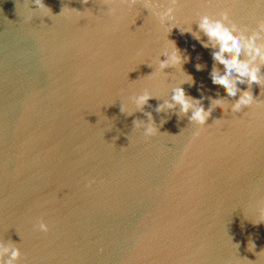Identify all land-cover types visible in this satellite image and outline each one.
Segmentation results:
<instances>
[{
  "label": "water",
  "instance_id": "water-1",
  "mask_svg": "<svg viewBox=\"0 0 264 264\" xmlns=\"http://www.w3.org/2000/svg\"><path fill=\"white\" fill-rule=\"evenodd\" d=\"M145 2L43 0L44 16L33 0H0V241L20 247L18 264H264V222H255L264 85L238 83L260 104L213 107L205 125L179 106L156 111L174 87L205 108L215 98L233 103L209 78L223 66L207 38L192 32L201 14L220 10L251 29L264 4L176 0L162 27ZM64 7L90 14L68 19ZM166 40L187 57L180 70L159 71ZM145 89L153 97L136 108ZM148 112L159 132L146 138L134 122L148 123Z\"/></svg>",
  "mask_w": 264,
  "mask_h": 264
},
{
  "label": "clouds",
  "instance_id": "clouds-1",
  "mask_svg": "<svg viewBox=\"0 0 264 264\" xmlns=\"http://www.w3.org/2000/svg\"><path fill=\"white\" fill-rule=\"evenodd\" d=\"M82 2L86 4L88 0H82ZM109 2H115V0H109ZM259 3L264 4V0H259ZM33 4L41 10L44 16L51 15V10L45 6L43 0H33ZM151 4L152 0H146L145 7L154 10V15L159 18L162 27L165 21L175 19L176 0H169V6L163 10H156V7L150 6ZM116 11V8L109 7L107 14L115 15ZM88 14H90L88 11L80 12L75 8L64 7L59 16L62 15L68 19H80L81 16H87ZM197 27L199 32H192L190 24L182 31L192 32L197 39H199V33L204 34L207 39L201 41L202 45L210 48L213 59L219 61L223 66L222 70L211 69L209 78L213 83L222 85L228 96H235L237 99L228 104L222 98H215L210 102L209 107L205 108L201 106L199 100L187 96L183 87H174L171 101H165L164 104L156 108V111L175 109L179 106V112L187 115L191 124L205 125L204 121L213 107H219L226 112L238 113L242 108L259 105L261 101L254 99L250 90H241L237 87V84L247 83L251 85L256 83L264 85V75L260 74V65H264V18L258 19L255 27L249 29L247 26H238L231 19L229 11L220 10L216 15L201 14ZM165 31L167 32L168 29L165 28ZM242 53L246 58L241 59ZM164 55L166 59L159 61V71L169 67L180 70L181 65L187 59V57L181 55L180 49L176 47L174 42L167 40ZM197 67L199 69V65ZM191 79V76H184L186 81H191ZM238 93L239 95H237ZM152 97L153 93L150 90H143L133 98L135 107L142 108ZM120 110L122 112L126 111L128 106L121 105ZM146 115L148 123L135 121L134 124L137 130H143L142 134L147 138L155 136L159 129L151 112L146 113ZM219 121L221 120L214 122ZM255 222H264V206H259L258 219ZM35 227L40 232L46 233L49 231L48 224L43 221H39ZM249 247L253 248L254 244L250 243ZM21 256V249L17 244L0 241V264H18Z\"/></svg>",
  "mask_w": 264,
  "mask_h": 264
}]
</instances>
